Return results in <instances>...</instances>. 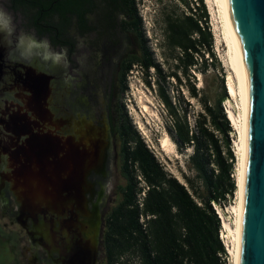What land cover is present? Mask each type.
<instances>
[{"label": "flooded vegetation", "instance_id": "af4514ba", "mask_svg": "<svg viewBox=\"0 0 264 264\" xmlns=\"http://www.w3.org/2000/svg\"><path fill=\"white\" fill-rule=\"evenodd\" d=\"M50 4L0 0L15 29L11 37L0 32V191L9 220L30 239L31 259L11 238L2 241L16 264H109L117 126L123 77L140 52L136 33L121 0H85L81 14L72 5L65 17ZM21 34L46 39L48 49L20 58ZM45 135L50 151L42 158L30 145ZM22 170L48 178L46 195L29 199Z\"/></svg>", "mask_w": 264, "mask_h": 264}, {"label": "trees", "instance_id": "16d2710c", "mask_svg": "<svg viewBox=\"0 0 264 264\" xmlns=\"http://www.w3.org/2000/svg\"><path fill=\"white\" fill-rule=\"evenodd\" d=\"M52 1L37 0L45 8ZM55 1L62 17L72 5L81 14L80 6L85 2ZM121 1L131 18L130 26L140 51L132 65L139 64L146 78L151 77L150 70L156 72L157 96L172 121L174 141L179 151L192 149L189 163L196 176L184 175L182 183L168 174L132 125L123 104L117 131L122 144L120 170L125 185L119 186L122 199L108 216L105 240L109 264H123L130 255L137 257L139 264H227V252L220 239L222 221L213 203L224 209L237 191L236 156L230 138L233 129L222 106L229 95L224 77L214 102L201 95L191 82L195 78L192 70L203 72L210 66L206 55L214 65L217 61L206 4L204 0H179L187 12L164 17L162 49L168 65L165 70L147 45L138 0ZM126 77L127 74L123 77V94L127 89ZM170 79L199 98L202 113L196 120V129L191 128L186 111L181 113L168 94L166 84ZM138 177L147 187L142 202L138 195L145 188L140 187Z\"/></svg>", "mask_w": 264, "mask_h": 264}, {"label": "rangeland", "instance_id": "374dc122", "mask_svg": "<svg viewBox=\"0 0 264 264\" xmlns=\"http://www.w3.org/2000/svg\"><path fill=\"white\" fill-rule=\"evenodd\" d=\"M195 1V0H187ZM208 13L210 14V27L214 35V53L217 57V61L214 65L211 62V57L206 55L205 59L208 60L209 67L205 71L200 72L198 70H192L191 74L193 77L191 82L196 85V89L201 95L206 96L211 102H214L220 94V81L224 77L227 84L230 76V70L225 63L226 44L224 41L217 42V20L213 18V13L210 10L207 1L204 0ZM138 11L142 17L143 31L147 40V45L153 54L155 61L167 70L168 65L165 62L163 55L162 44L164 40V17L168 14L181 15L187 12L186 6L179 2V0H138ZM216 21V22H215ZM151 77L146 78L144 71L139 64H135L127 74L126 82L127 89L122 96V101L125 109L128 113L132 125L139 132L142 139L156 156L157 160L162 164L165 171L171 176L177 178L180 182L185 183L184 175L194 178L196 173L191 169L189 163V157L192 154V149H184L179 151L177 144L174 141V130L172 127V121L170 119L167 110L163 103L157 96L156 72L150 70ZM223 75V76H222ZM148 81L150 83H148ZM166 90L170 95L173 102L177 105L181 111H186L188 121L192 129H196V120L198 115L202 113V106L199 102V98H195L191 95V92L185 86L180 84L175 79H170L169 84H166ZM239 100L236 98H230L225 101L222 105L224 111L228 117V109L233 108L235 113L239 114ZM151 104V105H150ZM148 105L151 107L152 113H145L143 106ZM227 110V111H226ZM233 133L230 135L232 142V150L236 156L235 174L237 173L238 157L236 150V140L239 141L238 131L233 128ZM167 139L166 146H163V141ZM27 179V194L34 193L30 187L31 184L28 182L32 177L28 171L22 170L20 172ZM236 178V177H235ZM140 187L145 188L146 184L140 180ZM35 183V194L38 193L39 185L42 183L41 180L36 179ZM114 185L116 190V196H114L113 206H117L122 199V195L119 192V186L125 185V180L121 175L120 163L117 164L114 170ZM39 193H41L39 191ZM141 195V194H140ZM139 198V196H138ZM4 197L1 196L0 191V264H16L13 255V247H10L5 241V238H11L12 244H17L20 247L19 250L25 253L26 261L31 259L32 252H29V248L32 247L30 239L26 234V231L18 224H12L8 218L9 211L6 209L3 203ZM237 203L236 193L229 203H227L224 209L221 210L227 221L234 225L235 215L231 211H227V206ZM5 215H7L5 217ZM226 232L223 231L222 237L225 245L231 244V238ZM227 264H233V258L230 254H227ZM139 264L137 257H126L122 263L124 264Z\"/></svg>", "mask_w": 264, "mask_h": 264}, {"label": "water", "instance_id": "95a60500", "mask_svg": "<svg viewBox=\"0 0 264 264\" xmlns=\"http://www.w3.org/2000/svg\"><path fill=\"white\" fill-rule=\"evenodd\" d=\"M226 3L246 115L238 264H264V0H226ZM33 140L31 151L36 150L42 158L49 153V136ZM35 180L31 178L28 182L32 184ZM39 180L42 183L38 193L35 194L31 185L34 193L27 194L29 199L46 195L48 178L40 175ZM25 181L27 183V179Z\"/></svg>", "mask_w": 264, "mask_h": 264}, {"label": "bare ground", "instance_id": "6f19581e", "mask_svg": "<svg viewBox=\"0 0 264 264\" xmlns=\"http://www.w3.org/2000/svg\"><path fill=\"white\" fill-rule=\"evenodd\" d=\"M210 10L213 13V18L217 20V42L224 41L226 44L225 63L230 70L226 87L228 95L231 98L239 100L238 108L239 114L237 115L232 107L228 109V119L233 128L238 131L239 141L236 140V150L238 157L236 182H237V203L227 206V211H231L235 215L234 225L226 220L224 213L218 208L222 217V230L231 238V244L226 245L229 254L233 258V264L239 263L240 252V237H241V222H242V201H243V185H244V159H245V131H246V115H245V102L244 95L238 82L236 54L233 36L231 33L230 19L227 11L226 0H206ZM216 22V21H215ZM151 105V104H150ZM145 113H152L151 107L148 105L143 106ZM167 139L163 141V146H166Z\"/></svg>", "mask_w": 264, "mask_h": 264}, {"label": "clouds", "instance_id": "9594fccd", "mask_svg": "<svg viewBox=\"0 0 264 264\" xmlns=\"http://www.w3.org/2000/svg\"><path fill=\"white\" fill-rule=\"evenodd\" d=\"M15 31L13 25V18L10 13L0 8V32L6 34L7 37H11ZM48 41H37L34 36L28 34H21L17 38L16 52L22 59H29L37 49H48ZM11 55V54H10ZM44 59H59V54L45 55Z\"/></svg>", "mask_w": 264, "mask_h": 264}, {"label": "built area", "instance_id": "2783aa9c", "mask_svg": "<svg viewBox=\"0 0 264 264\" xmlns=\"http://www.w3.org/2000/svg\"><path fill=\"white\" fill-rule=\"evenodd\" d=\"M226 111H227V110H226ZM146 190H147V187H145V189L143 190V192L141 193V195H138V196H139V200H140V202H142L143 198L146 196V195H145ZM141 206H142V205H141ZM213 206H214V209L216 210L217 214L219 215L221 221L223 222L222 217H221V215H220V213H219V210H218V206H217L216 204H214V203H213ZM221 210H222V209H221ZM141 222H142V223L145 222L144 217H141ZM222 233H223V230L221 229L220 239H221V241H222V243H223V245H224V247H225V250H226L227 254H229V251H228L226 245L224 244V240H223V237H222ZM227 259H228V258H227ZM227 259H226V260H227Z\"/></svg>", "mask_w": 264, "mask_h": 264}]
</instances>
